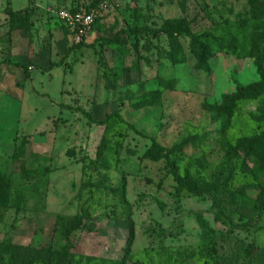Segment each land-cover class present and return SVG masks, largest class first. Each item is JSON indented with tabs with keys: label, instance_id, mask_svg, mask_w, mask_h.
Segmentation results:
<instances>
[{
	"label": "rangeland",
	"instance_id": "1",
	"mask_svg": "<svg viewBox=\"0 0 264 264\" xmlns=\"http://www.w3.org/2000/svg\"><path fill=\"white\" fill-rule=\"evenodd\" d=\"M78 5L0 0V243L19 254L5 264H264V176L236 147L264 131V94L225 125L208 109L264 81V0H95L74 45L59 14Z\"/></svg>",
	"mask_w": 264,
	"mask_h": 264
},
{
	"label": "trees",
	"instance_id": "2",
	"mask_svg": "<svg viewBox=\"0 0 264 264\" xmlns=\"http://www.w3.org/2000/svg\"><path fill=\"white\" fill-rule=\"evenodd\" d=\"M6 14L8 15L11 23L17 24V18L14 13H12L9 10H6ZM96 23H97V18L95 19L93 26ZM93 26L90 29V31L93 29ZM177 31H178V27L176 23L171 24L169 27L160 29L161 33H164L168 36H172ZM189 37L191 40V43H190V46L192 48L191 51L194 52L195 57L197 58L198 64L200 66H204L206 64L205 56L207 52V47L199 43V37L190 36V35ZM201 37L207 38L208 34L204 33L202 34ZM179 55H181L179 46H178V43H175L174 46H172V54L170 57L172 60H176L177 56ZM262 94H264V81L254 83L246 87H237L234 93L225 95L223 97V100L220 106L208 107V109L211 111H214L216 113V116L225 125L227 122V119L234 114L237 102L241 100L255 99V98L260 97ZM236 143H237L236 147L242 153L248 156H253V160L256 163L255 165L259 169L262 170V175L264 176V131L259 136H255L251 139L238 140ZM107 148L108 147L106 143L102 142L98 147V151H97L98 156H101V154L104 153ZM177 151H179V153H182L181 148H178ZM161 153H162V149L159 148V146L155 145L154 147H151L146 151V153L144 154V158H147L151 161L156 162L162 158ZM262 165L263 167H261ZM22 171L26 173L23 167H22ZM177 179L178 180L176 181L181 184L182 180L179 178ZM117 192H118V195H119V198L122 204L127 206V202H125V199H124V196H125L124 181L119 180L118 185H117ZM10 194L11 192H10L9 178L3 175L2 173H0V207H3V208L6 207L5 203L7 199L9 198ZM233 199L241 203L240 205H242L245 210L254 209L256 206V201L252 200L251 198L245 197L244 193L241 190L236 192L233 195ZM127 218H129L128 213H127ZM131 241H132V232H130L128 235V242H131ZM17 257H19L17 247L12 246L9 242L0 243V264H5L6 261L11 263L15 261ZM28 261H32V259ZM57 264H68V262L59 259Z\"/></svg>",
	"mask_w": 264,
	"mask_h": 264
},
{
	"label": "built area",
	"instance_id": "3",
	"mask_svg": "<svg viewBox=\"0 0 264 264\" xmlns=\"http://www.w3.org/2000/svg\"><path fill=\"white\" fill-rule=\"evenodd\" d=\"M94 2L95 0H79L74 11H63L59 14L74 45L82 41L98 17V8L93 6Z\"/></svg>",
	"mask_w": 264,
	"mask_h": 264
}]
</instances>
